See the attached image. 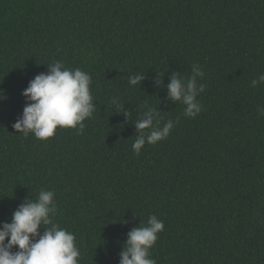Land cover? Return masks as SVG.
Returning <instances> with one entry per match:
<instances>
[{"label": "trees", "instance_id": "1", "mask_svg": "<svg viewBox=\"0 0 264 264\" xmlns=\"http://www.w3.org/2000/svg\"><path fill=\"white\" fill-rule=\"evenodd\" d=\"M55 61L90 74L96 110L82 133L25 137L12 127L21 92ZM194 63L205 88L187 117L166 85ZM261 73L264 0H0V223L51 190L79 264H119L127 232L150 215L164 222L157 264H264ZM134 74L145 78L131 86ZM148 108L175 124L136 154L133 123Z\"/></svg>", "mask_w": 264, "mask_h": 264}, {"label": "clouds", "instance_id": "2", "mask_svg": "<svg viewBox=\"0 0 264 264\" xmlns=\"http://www.w3.org/2000/svg\"><path fill=\"white\" fill-rule=\"evenodd\" d=\"M46 66L47 71L37 74L21 92L25 104L13 129L25 137L31 133L39 140L53 137L58 127L74 128L82 133L83 121L96 110L90 74L79 67L68 68L61 61ZM203 76V70L194 63L191 76L184 78L173 73L166 85L167 98L184 105L183 114L187 117H196L202 110L196 98L205 88L204 84H198V78ZM144 78L143 74L130 75L128 83L135 86ZM155 83L160 84V79ZM258 84H264V73L251 81L252 87ZM4 99L6 95L0 89V101ZM111 102L114 111L122 112L125 120L131 116L118 97H113ZM257 113L264 116V106H258ZM133 124L136 139L132 148L139 154L146 143L156 144L166 139L175 122L168 120L161 126L160 112L148 108ZM54 197V191L41 189L36 200L26 198L17 206L10 222L0 223V264H79L81 252L74 234L53 221ZM163 230L164 222L156 215H150L146 225L132 227L119 253V264H157L149 250Z\"/></svg>", "mask_w": 264, "mask_h": 264}]
</instances>
